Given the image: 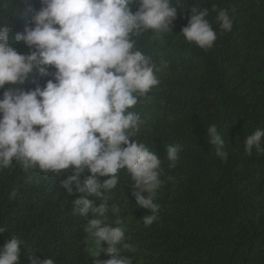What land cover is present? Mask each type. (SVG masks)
<instances>
[{
    "label": "trees",
    "instance_id": "obj_1",
    "mask_svg": "<svg viewBox=\"0 0 264 264\" xmlns=\"http://www.w3.org/2000/svg\"><path fill=\"white\" fill-rule=\"evenodd\" d=\"M213 5L228 10L231 31L220 29ZM40 7V0H0V26L10 28L11 43L20 53L30 49L14 36L29 24V9ZM131 7L135 11L138 4ZM191 7L208 9L205 18L217 33L208 50L181 34ZM133 39L161 69L159 84L132 110L144 121L135 138L158 154L163 183L154 198L160 205L158 218L149 226L143 216L151 213L135 203L125 171L119 173L116 188L106 193L109 222L119 217L126 242L135 248L121 255L132 264H264V153L253 149L248 155L244 148L246 136L264 129V0H184L172 30H148ZM51 78L34 75L41 86ZM19 87L35 84L26 80ZM212 124L223 134L227 160L207 140L206 128ZM168 145L179 146L173 168L166 156ZM70 174L24 171L15 161L0 169V225L7 226L0 233V248L7 239H21L19 264H30L31 257L52 258L55 264L111 258L86 240V221L72 212V200L83 194L68 195L60 186ZM89 174L83 173L81 181ZM13 190L16 196L10 199Z\"/></svg>",
    "mask_w": 264,
    "mask_h": 264
},
{
    "label": "clouds",
    "instance_id": "obj_2",
    "mask_svg": "<svg viewBox=\"0 0 264 264\" xmlns=\"http://www.w3.org/2000/svg\"><path fill=\"white\" fill-rule=\"evenodd\" d=\"M134 3L138 4L135 11ZM40 4L39 9H29V24L14 36L29 47L28 53L18 52L11 43L10 28L0 26V89H4L0 169L15 161L24 171L39 169L56 176L70 171L60 186L68 195L83 194L72 200V212L86 221V240L99 254L111 257L94 259L92 264H132L121 252L135 248L126 242L121 219L109 222L106 193L116 188L119 173L125 171L135 203L151 213L143 216L144 225L149 226L158 218L160 205L154 198L163 183L158 154L135 138L144 121L132 110L140 97L159 84L161 69L136 47L133 37L148 30L158 34L172 30L184 0H40ZM190 11L182 36L202 49L212 48L217 33L205 18L208 9L191 7ZM213 11L220 29L231 31L228 10L213 5ZM35 74L52 78L41 86ZM26 80L35 87H19ZM6 84L17 87L5 88ZM206 129L216 155L227 160L223 134L215 124ZM262 140L264 129L258 128L246 136L245 152L264 153ZM178 152L179 146L166 147L170 168L175 167ZM85 172L90 174L82 182ZM101 177L107 178L101 181ZM15 196L13 190L10 199ZM111 210L115 213L118 208L112 205ZM6 231L7 226L0 225V233ZM21 245L17 237L7 239L0 248V264H19ZM30 264L55 261L31 257Z\"/></svg>",
    "mask_w": 264,
    "mask_h": 264
}]
</instances>
